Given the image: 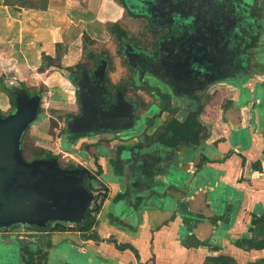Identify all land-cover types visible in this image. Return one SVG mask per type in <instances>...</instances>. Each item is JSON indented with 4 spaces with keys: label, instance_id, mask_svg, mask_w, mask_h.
Segmentation results:
<instances>
[{
    "label": "crops",
    "instance_id": "1",
    "mask_svg": "<svg viewBox=\"0 0 264 264\" xmlns=\"http://www.w3.org/2000/svg\"><path fill=\"white\" fill-rule=\"evenodd\" d=\"M257 3L264 14V0ZM123 18L124 7L118 0H47L45 9L5 5L0 0V110L4 111L3 87L7 83L6 79L4 85L1 81L3 73L14 74L23 82L35 79V84L43 83L46 87L55 81L53 84L63 89L61 77L56 79L58 71L38 69L40 53L44 51L53 57L57 43L71 44L73 29L98 34L106 22ZM261 32L255 60L262 70L255 71L253 79L246 74L238 79L221 80L223 86L217 88L225 92L227 104L221 110L220 102L219 114L208 122L211 128L204 134L200 149L197 139L190 140L195 145L185 144L189 148L175 149L153 140L147 143L143 135L137 136L139 131L123 136L118 132L122 127L58 138L59 144L63 140L69 145L66 149L70 151L64 152V157L68 155L79 164L77 158L84 153L83 157L100 166L109 198L97 217L95 228L100 240L82 239L77 230L54 231L50 238L53 246L63 245L59 248L63 253L68 247L77 248L99 264H203L207 256L220 254L232 257L238 264L264 258V247L248 249L236 245L240 238L264 240V25ZM71 53L64 51L62 61L72 60ZM144 101L151 108L150 114L159 111L158 99ZM133 115L132 123L137 119L141 124L143 119L147 122L145 117ZM138 142L158 146L155 150L149 148L154 153L150 160L174 169L173 178L179 175L181 180L167 182L170 196L149 197L137 214L130 209L115 214L114 196L124 186L119 181L121 178L124 182L137 181L138 168L133 162L135 169L129 164L117 172L111 162L112 150ZM147 149L142 153L146 154ZM112 213L115 219L110 218ZM185 215H191L192 219L185 221ZM253 217L257 219L255 224ZM119 244L129 247L120 249Z\"/></svg>",
    "mask_w": 264,
    "mask_h": 264
},
{
    "label": "rangeland",
    "instance_id": "2",
    "mask_svg": "<svg viewBox=\"0 0 264 264\" xmlns=\"http://www.w3.org/2000/svg\"><path fill=\"white\" fill-rule=\"evenodd\" d=\"M144 3L146 0H143ZM183 0H165L163 7L164 11L163 13L167 15L166 20L163 19L164 21H168L165 24H170L176 26L179 31H181L182 28L187 32L188 30H192L193 25L191 24V20L187 22V20H179L181 14L179 15L178 12L181 10ZM144 3L142 1H134V8L136 10H142L146 11L144 7ZM229 2L225 3L224 5L226 6ZM241 7L243 5L238 2ZM257 0L253 2L254 8L249 9L250 15H254V23L256 24V29L253 33L249 35L251 38L254 39V42L251 44L249 43L248 40H245V45H243L244 50L242 52V65L236 66V68H231V70L227 73L229 75H235L234 78L238 79L240 77H243L244 75H248L252 78L253 73H256L258 71L262 70L261 64L256 58V53H257V47L260 45V42L262 41V22L264 23V14L261 12L259 13L258 11L261 9L257 5ZM146 5V4H145ZM233 7V5H232ZM133 8V7H132ZM156 13V10H154ZM170 11H175V13H171ZM242 11H244L242 9ZM158 12V11H157ZM241 12V8L239 9L238 13ZM212 26H214V22L217 19L216 14H212ZM183 19H187L186 16L182 17ZM152 22L150 21V18H133L129 16H124L123 19H121L120 23L123 26H126L128 32L130 35H133L135 38H132L130 40V35H128L126 41H129V44L131 47L135 49H139L140 47H143L147 50H154L156 48V43L162 38H165V36H169L170 33L169 31L167 32V26L164 24H157L156 22L161 21L159 19V16L155 14L151 18ZM151 22L153 24L149 25V29L147 31H144V33H139V30L143 27V23ZM172 21V22H170ZM246 23V22H245ZM186 24V25H183ZM219 26V24H218ZM230 30H227L225 32L226 38H222L221 40L224 41L225 39H230V35L233 34V32L237 31L239 32L238 26H232ZM99 28V27H98ZM101 28V29H100ZM98 29V34H92L90 35L89 30H82V31H76L72 30V33L70 34V37H72V42L71 44H62L61 46H56V56L60 52L64 51H72V60L67 59L65 62L62 61L61 58L52 60L51 65H47V62L45 59L42 58V54H45L44 51L40 53V63L45 65V70L42 72H45L46 69L49 71L51 70H56L58 71V76L56 75V79L58 80L59 77H61L62 82V88L58 86L57 84H53L52 81L49 83V87L44 88L39 95V101H38V107L40 108L39 111L37 112L36 116L34 119L30 121L28 124V127L26 128V133L24 135L23 139V154L24 157L30 158L35 152L40 151V150H48L51 151L52 153L57 154V157L60 158L61 163L65 162L64 160V152L70 151L67 150L66 148L69 147V145L63 143V140H61V143L59 144L58 138L62 137L64 135L63 131L65 128L66 124V119L69 117L66 112H75L78 110V96L76 94V91L74 90V82L71 83V80L75 81L78 77V73L76 72L75 68L74 72H71L67 69L68 66H73V64H77L78 62L80 63L79 66L85 67L86 70L91 65L92 62H97L100 59H107V74H106V82L109 83L111 82L112 84L116 83H121L125 85V92L124 96L125 98L133 104L132 106L137 108V111H140L141 114H149L151 112V108L148 107L147 103L145 106V98L148 100L150 99H158L160 105L162 104V99L159 97L158 92H164L168 98V102L176 101L177 106L171 107L173 109L170 110H164L159 113L154 119V121L150 124L147 125V122L143 119L144 124H141V120H135L134 123L130 124L128 127L125 125L122 128H119L120 131H118L121 135H131L133 132H138L141 133L142 131L145 130L146 133H150L152 131L153 133L158 130V128L166 121L170 120L172 117L179 119L180 121H183L188 112L191 110H196L197 105H202L199 113L197 120H199L201 126H200V134L204 135L206 134L211 126H209L208 122H211L212 119L215 118L219 114L218 108L219 104L221 102V110L223 109V106L227 104V98L225 92L222 89H218L217 87L223 86L224 81H215L211 84H209L205 89V96L204 99H199L201 93H198V97L196 99H191L189 97H177V95H173V91L171 88L166 87L158 81L156 78L144 74L140 78L136 75V73L131 72V69L128 67L127 62L125 61V54L119 51V49H122L120 45H118L110 36V33L107 31L106 27H100ZM187 28V29H186ZM213 29L210 30V34H212ZM79 34V35H78ZM144 34V35H143ZM219 36L220 32H219ZM69 37V38H70ZM75 37H77L75 39ZM74 38V40H73ZM206 38L209 39L208 41V46H212L216 42H212L213 38L209 35L206 36ZM205 38V39H206ZM235 38V37H234ZM206 41V40H205ZM29 47V46H28ZM66 47V50L64 48ZM242 47V48H243ZM256 49V50H255ZM94 55V57H93ZM53 56V57H54ZM5 57V55H4ZM52 57V56H51ZM52 57V58H53ZM73 60L75 62L73 63ZM94 60V61H93ZM72 61V62H71ZM69 65H66V64ZM234 64H238L234 62ZM7 71V70H5ZM60 73V74H59ZM6 74V73H5ZM3 73V78H1V81L3 84H5L4 79L7 80V83L5 86L7 89L11 92V94L5 92L3 93V104L2 107L4 108V111L0 110V115H7L11 113L14 108H13V98L15 100V94L21 90H23V85L24 84H30L31 82L34 83L35 79H31L30 82H23L19 81L20 79L17 78L16 75H8L6 76ZM8 74V73H7ZM34 80V81H32ZM58 82V81H56ZM35 84V83H34ZM39 84V83H38ZM38 84H35L34 86H37ZM150 87V88H149ZM171 92V93H168ZM145 96V97H144ZM199 109V107H198ZM197 109V110H198ZM156 110V109H155ZM78 112V111H76ZM156 112V111H155ZM158 112V111H157ZM223 113V112H222ZM147 115V117L149 116ZM146 116V115H145ZM145 117V118H147ZM202 117L205 118L206 121L202 119ZM103 129H111V128H103ZM154 129V130H153ZM198 129V128H197ZM122 131V132H121ZM161 132V131H160ZM72 132H68L66 136H74L75 134H70ZM152 133V134H153ZM194 130L192 134H194ZM151 134V135H152ZM117 136V135H116ZM140 136V135H137ZM192 136V135H191ZM155 136H153L154 138ZM64 138V137H63ZM195 138V137H194ZM194 138H192L194 140ZM196 139V138H195ZM203 137L201 136L198 142L197 147L200 149L201 145L203 144L204 140L201 141ZM147 140V143L150 139H145ZM176 148L183 146L185 147H190V145H185L186 143L182 141L180 138H176ZM58 142V145H57ZM76 148V147H75ZM123 146H116L113 151V158H116L118 155V152L120 149H122ZM175 148V147H174ZM175 148V149H176ZM77 149V148H76ZM73 153H75V149L72 150ZM71 151V152H72ZM117 151V152H116ZM83 155H86L84 153H81L80 158H77L78 162H80V166L83 167H89L91 172L95 175L96 179L91 180L92 188L87 184L84 183V186L92 192V200L90 203V207L94 208L95 206H98V212L96 214V218L101 214V210L103 209L106 200L109 198V188L107 190L105 189V184L102 181V177L100 175L101 170H99V166L95 164L92 159L91 161H88ZM63 156V157H62ZM68 156V155H66ZM75 159V158H74ZM76 160V159H75ZM82 164V165H81ZM86 179V176L83 177V180ZM125 179L121 178V181H119V185L123 187L129 186L131 187L132 182H124ZM131 190L133 191V187H131ZM107 193V195L102 198L101 194L103 192ZM168 191V189H167ZM58 222V221H57ZM59 223L66 224V225H73L75 226V223H71L69 221H60ZM21 225L20 223H17L16 225H8V227L11 229L13 226L19 227ZM5 226L4 228H6ZM22 231V230H20ZM24 231V230H23ZM26 231V230H25ZM30 234V233H29ZM29 234H15L13 231V228L8 231H0V264H18V256H23L24 254V247L22 245H26L25 242L20 244L17 240H24L26 239L29 240H34L31 235ZM34 252V250H33ZM42 252H45L43 250ZM61 255L57 257V259L62 260L61 264H99V261L94 260L89 254H84V252H81L77 250V248H72L68 247L64 250V253L62 250H59ZM35 253V252H34ZM54 251L53 255L48 256L52 259L54 257ZM36 258H38V255H36ZM64 258V259H62ZM91 260V261H90ZM60 264V263H57Z\"/></svg>",
    "mask_w": 264,
    "mask_h": 264
},
{
    "label": "water",
    "instance_id": "3",
    "mask_svg": "<svg viewBox=\"0 0 264 264\" xmlns=\"http://www.w3.org/2000/svg\"><path fill=\"white\" fill-rule=\"evenodd\" d=\"M134 1L125 0L130 10L154 16L151 9L136 10ZM14 97V110L0 116V226L15 222L43 226L46 221L51 220L74 222L75 225L80 223L92 200V192L84 183L91 187V180L96 179L95 175L89 167L80 168L77 163L72 169L64 168L55 157L26 161L21 153V136L37 114L39 96H29L21 90ZM152 145L150 143V146H145L140 142V147L135 151L129 149L130 146H123L119 150L117 157L122 169L129 164L135 169V162L141 185L134 187L130 193L127 192L129 186L122 187L114 196L113 213H119L128 206L137 214L149 197L170 196L166 188L167 182L181 180L179 175L173 178L176 176L174 169L161 167L158 161L150 160L154 153L149 150L158 147H151ZM146 147L148 152L143 154ZM83 174L86 176L85 180ZM119 193L124 196L116 200ZM183 219L190 221L192 216L185 215ZM77 229L80 230V227Z\"/></svg>",
    "mask_w": 264,
    "mask_h": 264
},
{
    "label": "flooded vegetation",
    "instance_id": "4",
    "mask_svg": "<svg viewBox=\"0 0 264 264\" xmlns=\"http://www.w3.org/2000/svg\"><path fill=\"white\" fill-rule=\"evenodd\" d=\"M244 1H246L247 3V0ZM143 2L144 1L142 0V3ZM164 2L165 0H161V2L160 3L158 2V4H154V3L151 4L152 1L146 0L145 1L146 5L144 4V7L145 9L148 10L151 9L154 15L157 14V16H159V19L161 21L156 22L157 24H161V25L164 24L169 26L170 24H165L168 21L163 20V19L166 20L167 18V15L163 13L164 11L163 7H165L163 6ZM230 4L226 6L227 8H229L227 9V13L225 15V17L228 20L227 25L228 28L231 26L234 27L238 26L239 32L237 31L233 32L232 34L233 37L231 39L233 40L232 43L235 46L234 49H240L243 52L244 48L246 47V46L243 47V45H245L246 42L242 43V41L240 40V34L241 32H245V30L247 29V31L244 33L246 35V40L249 39L250 42L253 43L254 39L251 38V36L249 37V35L255 31L256 24L254 23V20L252 22L245 20L246 15L242 11V9L243 10L246 9L247 11H249V9L254 8V6L251 4L245 6L244 4L243 7H241V5L239 4L238 8H235L234 6L232 7V5ZM240 8H241V12L238 13ZM154 10H156V13ZM260 10L258 11L259 13L261 12ZM152 17L147 16L148 19L150 18L151 22H152L151 20ZM151 22L148 21V24L149 25L153 24ZM207 24L208 25L205 26L204 24L203 26L207 28V31L209 33L210 30L212 29L211 20H209ZM182 30H184V28H182L180 32L174 34L175 37L169 35L157 41L156 48L154 50H150L152 51V53L150 54L147 52H139L135 48L131 47V45L128 46L126 45L125 48L123 49L124 53L123 52L122 53L125 54V61L127 62L128 67L132 70V72L136 73L138 78H140L144 74L150 75L156 78L161 83H163V85H165L166 87L171 88L172 91L173 89L171 83H169L165 79H162V77L160 76L166 75L171 78L174 77L176 78L177 76L180 75V73L181 74L184 73L183 75H185L188 72L193 73L199 71L200 69H205L204 71L205 75H209L210 73L215 74L216 72L215 71L213 72L212 69L214 68V65H217V62L219 61H217L216 59L217 56H214L215 53L212 51V46L207 45L208 41L207 40L205 41V37L199 38L195 36V32L196 33L199 32V34H202L204 36V34L201 32L204 30L197 28L194 30L195 32L192 33L186 32V34L185 31ZM242 52L239 54L240 56L238 58L239 60H236L238 62L232 61L233 64L234 62L238 63L234 65L235 67L232 68H236V66L242 65V59H243ZM226 53L227 52L225 50V53H222L224 54L223 56H226ZM170 55L176 56V58L172 56V58H174V63H175V68L173 69L171 66L173 64L172 62L173 60L170 58ZM227 58H228L227 56L224 58L225 62ZM233 58L235 59L236 56ZM91 65L92 66H90L88 70H86L87 72L86 74L85 72H81L75 81L71 80V83L74 82V90L76 91L79 100L78 110H76L78 112L75 111L73 115H70L66 119L65 128L62 134L64 136H66L68 132H72L70 134H75V137H79L83 135H88L94 131L103 128L113 129L115 127H124L125 125L128 126L132 124V120H130V118L128 117H125L130 115L129 108L131 109L130 104L126 100V98L120 95L119 92L116 93L115 95L114 94L112 95V93L110 94L109 89L104 88V86L106 85L105 78L107 77L106 74L108 70L107 61L105 59H100L96 63L92 62ZM221 70L226 74L231 70V68L226 67ZM87 92L89 93V95L87 94ZM172 94L174 95L175 93L173 92ZM177 97H184V96L177 95ZM161 101L163 104V99ZM171 101H172L171 103L169 102L171 107L174 108V106H177L176 101L173 100ZM13 108H15V105H13ZM145 115L147 116V113ZM151 115L152 114H150L149 116ZM20 147H21V143H20ZM53 157H55L58 160L60 166L67 169L74 168V164L76 163L72 158H69L68 156L64 157L65 162L61 163L60 158L57 157V154H55V156H47V154L44 153L39 156L32 155L30 158L23 156V158L26 161H31L34 159L53 158ZM78 167L84 168L83 166H80V163L78 164ZM84 176L85 174H83L82 177ZM17 223H20L21 225H19V227L16 226L12 227L15 234L21 235L22 233L24 234L30 233L29 235H31L32 238L34 239V240H29L26 239L27 238L26 237L24 240H17V241L19 243V246L23 242L26 243L25 246L28 247V249L31 251L35 263H37V261L44 263L46 262V260L47 263H54V264L62 263V260L60 259L58 260L57 257L59 256V254L60 255L62 254L59 252V250H61L59 248H61L63 245L59 244V246L58 245L53 246L51 244L50 238L52 232L66 231L59 229L62 227H70L72 229H67V230H77L81 234V230L77 229L79 226L62 224L57 222L56 220L46 221V223L43 226L28 222H15L9 225H16ZM6 226H7L6 228H4L5 225L0 226V231L1 230L8 231L12 229V228L10 229L8 225ZM53 227H56L58 229L52 230ZM22 246L24 247L23 249L25 250L26 247L24 245ZM33 250L35 253L33 252ZM43 250H45V252H42ZM53 251L55 254L54 257L52 259L49 257L48 259L47 258L48 256L53 255ZM36 255H38V258H36ZM18 259H19L18 264H24V261L26 259L25 251L23 256H18Z\"/></svg>",
    "mask_w": 264,
    "mask_h": 264
},
{
    "label": "trees",
    "instance_id": "5",
    "mask_svg": "<svg viewBox=\"0 0 264 264\" xmlns=\"http://www.w3.org/2000/svg\"><path fill=\"white\" fill-rule=\"evenodd\" d=\"M118 1L124 7V16H129V17L138 18V19L140 17L141 18H147L148 14H146L145 12L144 13H142V12L135 13L132 10H130L128 8L127 4L125 3V0H118ZM135 1H138V0H135ZM140 1H142V0H140ZM150 1H152L151 4H153V3L158 4V2L159 3L161 2V0H150ZM254 1L255 0H247V3H246V1H244V0H230V1L229 0H183L182 4H179V5H182L181 10L178 12L179 15L181 14L179 20H183V21L187 20V22L189 20H191V24L193 25L192 30H188L186 28L187 32L192 33V32H195L194 31L195 29L200 28V29L204 30V31H201L204 34V36L202 34H199V32H197V33L195 32V36H197L199 38H202V37L206 38L207 35L208 36L210 35L213 38L212 42H214V41L216 42V44L214 43L212 45V51L215 53L214 56H217L216 59L219 62H217V65H214V68L212 69L213 72L215 71L216 73L215 74L210 73L211 75L210 74L205 75V73H204L205 69H200L197 72L186 73L188 75H186V74L183 75L184 73L183 74L180 73V75L177 76L176 78L175 77L171 78V77L166 76V75L160 76V77H162V79H165L169 83H171L173 92L176 95L186 96V97H189L191 99L192 98L196 99L198 97L197 96L198 93H201L200 97H198V98L204 99V96H205L204 89L209 84L215 82V80H217V81L218 80H230V79L234 78L235 75H229L227 73L225 74L221 70V69H224L226 67H228V68L235 67L234 65H236V64H233L232 61L239 60L238 59L240 57L239 54L242 52L240 49H234L235 46L232 43L233 40L231 39L233 37L232 34L230 35L231 36L230 39L227 38L224 41L221 40L222 38H226L225 32H227V30H230V28H232V26L228 28V25H227L228 20L225 17V15L227 13V9H229V8H227L226 6H228V4L231 3L230 5H233L235 8H238V5H239L238 2H240L242 5L245 4V6H248L250 4L253 5ZM227 2H229V3L225 6L224 4ZM3 4L14 5V6H19V7H27V8L45 9L47 7V0H3ZM243 12L246 15L245 20L252 22L254 16L248 15V11L246 9H244ZM171 13H175V11H170V14ZM213 13L216 14L217 19L214 22L215 23L214 26H212V29H213V31H211L212 34H210V33H208L207 28L205 26L208 25L207 22L209 20L212 21V16H213L212 14ZM183 16H186L187 19H183L182 18ZM204 24H205V26H203ZM218 24H219V26H218ZM142 25H143V27L139 30V33H144V31H146V29H147V31L149 29L148 22H147V24L143 23ZM105 27H106L107 31L110 33L111 38L118 45L122 44V45H120V47L122 49H119V51L123 52V49L125 48V46L130 45L129 41H126L128 35H130L126 26H123L120 23V21H116V22H106ZM166 31L167 32L169 31L170 36H172V37H175L174 34L180 32L176 26L174 27V25L173 26L172 25L167 26ZM246 31H247V29L245 30V32ZM219 32H220L221 36H219ZM245 32H241V34H240V40L242 41V43L243 42L245 43V40H246V35L244 34ZM185 34H186V32H185ZM132 38H135V37L133 35H130V40H132ZM205 40L209 41V39H207V38ZM248 42H249L248 44L252 43V42H250L249 39H248ZM61 45L62 44H60V43L56 44V46H61ZM136 50H138L139 52H147L149 54L152 53V51L147 50L143 47H140L139 49H136ZM225 50L227 52L226 56L228 57L226 59V62L224 60V58L226 56H223L224 54H222V53H225ZM63 53L64 52H60L56 56H54L53 58L49 55L42 54V58L45 59V61L47 62V65H51L52 60H54V58L55 59L61 58ZM172 56L173 55H170V58L173 60L172 61L173 64L171 65L172 69H173V68H175L174 58H176V56H173L174 58H172ZM232 56L233 57L236 56V58L234 59ZM93 57H94V55H93ZM236 62H238V61H236ZM79 65H80V63L78 62L77 64H74L73 66H68L67 69L71 72H74L75 68L78 67V69H76L78 76L80 75L81 72H85V74H86L87 72H86L85 67H82ZM38 69L40 71L45 70V65L41 63L39 65ZM131 72H132V70H131ZM101 87H103V86H101ZM3 88H4L5 92L11 94V92L6 87H3ZM44 88H46V86L43 83H39L37 86H25L24 85L23 91L29 96H34V95L39 96L40 92ZM104 88L109 89L110 90L109 92H110V94L112 93V95L113 94L115 95L116 93L119 92V94L123 96L124 92H125V85L121 84V83L112 84L111 82H109V83L106 82V85L104 86ZM158 93H159L158 95H160L161 99H163V104L157 113H154L151 116L147 117V116H145V114H141L140 111H137V108H135V105L133 107L132 106L133 104H131L129 102L130 107H131V109L129 108L130 115L125 116V117L130 118V120H133V117H131V114H134L133 116H135L137 118L147 117L146 118L147 119L146 120L147 125H150L154 121L155 117L157 115H159V113L161 111L173 109V108H171V105L167 100L168 96L165 93H161V92H158ZM88 95H89V93H88ZM146 103L147 102H145V106L148 105V103H147V105H146ZM13 105H15L14 98H13ZM201 106H202L201 104L197 105L196 110L194 109V110L189 111V113L187 114L186 118L183 121H180L179 119L172 117L170 120H168L164 124H162L158 128V130L155 131L151 136H149L145 132V130L142 131L141 133H138L137 135L141 134V136L143 135L145 139H151L157 143H162V145H164L165 147H170V148L176 147V141H177L176 138L182 139V141H184L186 144H194L195 145V143H191V141H190V140H192V138L195 137L199 141L201 136L204 137V135L200 134L201 124H200L199 120H197V117L199 116L198 113H199V111H201L200 110ZM198 107H199V109H198ZM39 109L40 108L38 107L37 112L39 111ZM66 114H68L70 116V115H73L74 112H66ZM193 130L195 132L194 134H192ZM26 131H24L22 133V136H21V153L23 156H24V154H23V148H24L23 147V139H24V135H25ZM153 136H155V137L153 138ZM139 147H140V142L135 144L134 146H130L129 149L135 151L134 149L139 148ZM44 153H46L47 156H55L54 153H52L51 151H48V150L37 151L33 154V156H39V155L44 154ZM111 162L114 165L115 170H117V172H119L121 169V164H120L118 157L112 158ZM199 165H201V164H199ZM197 168H198V166H197ZM99 169H100V166H99ZM133 181H134V183L132 182L133 184H131L132 185L131 187H133V189H135L134 187H139L141 185V183H140L141 180H139V176H138V182L137 183H136V179ZM131 187H127V192H129V193L132 192ZM105 189L107 190L106 186H105ZM106 195H107V193L105 191V192H103V194H101V197L104 198ZM123 196H124L123 194L119 193L116 195L115 199L116 200L120 199ZM131 205H132V203H131ZM134 208H136V205H134ZM129 209L132 210L131 208L126 206L125 208L122 209L121 212L123 213L125 211H128ZM97 212H98V206H95L94 208L90 207V208L86 209L83 213L82 221L80 223L76 224L77 226L80 227L82 238L100 240V237H99L97 230L95 228L97 223H98V220L96 218ZM109 216L111 219H115V216L113 213L110 214ZM254 217L252 219L253 224H255L257 221V219ZM130 227L132 228V226H130ZM57 229L58 228H56V227L52 228V230H57ZM67 229H72V228L62 227L59 230H67ZM236 245L241 246V247H245L248 249L249 248H263L264 247V240L259 241V240H256L254 238H240V239L236 240ZM118 247L120 249H125L129 246H128V244H119ZM24 251L26 254V259L24 261V264H54V263H47V260L44 263H41L38 261H37V263H35L34 257L31 253V251L28 249V247H26ZM203 264H238V263L232 257H230L228 255L220 254V255H216V256H214V255L207 256L205 258V261L203 262ZM248 264H264V258H259V259L255 260L254 262H250Z\"/></svg>",
    "mask_w": 264,
    "mask_h": 264
}]
</instances>
